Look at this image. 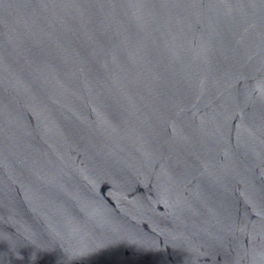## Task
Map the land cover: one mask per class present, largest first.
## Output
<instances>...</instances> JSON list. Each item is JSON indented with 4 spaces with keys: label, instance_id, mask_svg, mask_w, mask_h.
I'll use <instances>...</instances> for the list:
<instances>
[{
    "label": "water",
    "instance_id": "water-1",
    "mask_svg": "<svg viewBox=\"0 0 264 264\" xmlns=\"http://www.w3.org/2000/svg\"><path fill=\"white\" fill-rule=\"evenodd\" d=\"M0 264H264V0H0Z\"/></svg>",
    "mask_w": 264,
    "mask_h": 264
}]
</instances>
